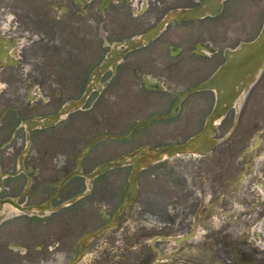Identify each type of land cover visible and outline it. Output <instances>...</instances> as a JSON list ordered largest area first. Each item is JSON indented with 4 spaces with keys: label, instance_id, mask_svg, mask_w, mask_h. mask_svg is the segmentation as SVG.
Returning <instances> with one entry per match:
<instances>
[{
    "label": "flooded vegetation",
    "instance_id": "af4514ba",
    "mask_svg": "<svg viewBox=\"0 0 264 264\" xmlns=\"http://www.w3.org/2000/svg\"><path fill=\"white\" fill-rule=\"evenodd\" d=\"M263 24L264 0H0V264H71L83 251L80 264H148L154 236L196 227L206 232L183 248L264 264V70L216 124L215 146L181 157L195 158L180 166L191 179H167L156 154L205 130L217 93L198 87ZM156 182L177 202L160 228L143 225Z\"/></svg>",
    "mask_w": 264,
    "mask_h": 264
},
{
    "label": "water",
    "instance_id": "95a60500",
    "mask_svg": "<svg viewBox=\"0 0 264 264\" xmlns=\"http://www.w3.org/2000/svg\"><path fill=\"white\" fill-rule=\"evenodd\" d=\"M238 62L235 64H231L227 70L224 72L227 73L232 71L234 67L241 66V68L247 69L250 66L249 73L252 74L259 68L260 65L264 63V31L260 35L259 39L250 45L244 47L243 50L239 52ZM257 64V68L252 66L253 64ZM252 66V67H251Z\"/></svg>",
    "mask_w": 264,
    "mask_h": 264
},
{
    "label": "rangeland",
    "instance_id": "374dc122",
    "mask_svg": "<svg viewBox=\"0 0 264 264\" xmlns=\"http://www.w3.org/2000/svg\"><path fill=\"white\" fill-rule=\"evenodd\" d=\"M185 164H188V162H185ZM191 173V172H190ZM185 174H187V171H185ZM169 175H171L172 179L175 180H180V178H184L179 171H169ZM175 217V216H174ZM173 217H171L170 219H172Z\"/></svg>",
    "mask_w": 264,
    "mask_h": 264
}]
</instances>
